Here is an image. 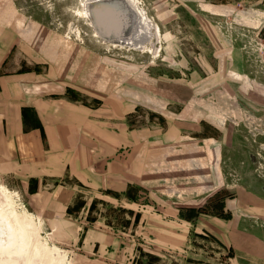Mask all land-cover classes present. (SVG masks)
Segmentation results:
<instances>
[{"label":"rangeland","instance_id":"obj_1","mask_svg":"<svg viewBox=\"0 0 264 264\" xmlns=\"http://www.w3.org/2000/svg\"><path fill=\"white\" fill-rule=\"evenodd\" d=\"M126 2L0 0V200L60 264H230L264 235V0Z\"/></svg>","mask_w":264,"mask_h":264},{"label":"bare ground","instance_id":"obj_2","mask_svg":"<svg viewBox=\"0 0 264 264\" xmlns=\"http://www.w3.org/2000/svg\"><path fill=\"white\" fill-rule=\"evenodd\" d=\"M129 3L140 19H144L142 23L145 22L147 29L145 12L136 3ZM4 203L0 200V264H60V256L43 238L34 217L7 209Z\"/></svg>","mask_w":264,"mask_h":264},{"label":"crops","instance_id":"obj_3","mask_svg":"<svg viewBox=\"0 0 264 264\" xmlns=\"http://www.w3.org/2000/svg\"><path fill=\"white\" fill-rule=\"evenodd\" d=\"M247 221L246 217L241 218L238 224L239 236L233 243L229 242L234 251V256L229 259L230 264H264V235L246 234L249 233L244 229Z\"/></svg>","mask_w":264,"mask_h":264},{"label":"water","instance_id":"obj_4","mask_svg":"<svg viewBox=\"0 0 264 264\" xmlns=\"http://www.w3.org/2000/svg\"><path fill=\"white\" fill-rule=\"evenodd\" d=\"M90 10L91 14H110L112 17H116V14H134L126 0H91ZM101 34L106 37V40L111 42L121 39L107 38L105 32ZM128 36H130V34L126 35L123 40L127 39Z\"/></svg>","mask_w":264,"mask_h":264},{"label":"trees","instance_id":"obj_5","mask_svg":"<svg viewBox=\"0 0 264 264\" xmlns=\"http://www.w3.org/2000/svg\"><path fill=\"white\" fill-rule=\"evenodd\" d=\"M78 207H80V205L78 206ZM142 255L144 256V255H147L151 260H154L155 259V257H153L152 255H150V254H144L143 252H142ZM230 256H231V254H230ZM138 264H143V262L142 261H138Z\"/></svg>","mask_w":264,"mask_h":264}]
</instances>
